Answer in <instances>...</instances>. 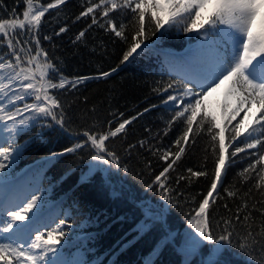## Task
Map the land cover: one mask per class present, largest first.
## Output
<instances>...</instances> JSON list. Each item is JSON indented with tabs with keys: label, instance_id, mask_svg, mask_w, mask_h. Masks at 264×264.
<instances>
[{
	"label": "snow or ice",
	"instance_id": "6c2138e0",
	"mask_svg": "<svg viewBox=\"0 0 264 264\" xmlns=\"http://www.w3.org/2000/svg\"><path fill=\"white\" fill-rule=\"evenodd\" d=\"M2 2L0 0V5ZM23 2L25 10L22 13H16L13 8L8 17L0 16V43L8 49L0 53V133H6L0 141V262L85 264L76 256H67L68 241L64 238L72 224L67 216L52 218L49 200L39 185L41 173H37V182L31 188L24 189L13 183L11 166L20 154L19 147H13L14 137L34 126L37 121L49 118L48 127L58 126L66 131L64 107L57 96L50 94V90L65 89L66 86L73 89L83 80L90 79L77 77L69 80L41 46L39 33L46 13L65 5L67 0H50L46 5L34 3V0ZM86 4L77 19L91 16L89 28L93 25L107 26V30L128 43L121 63L128 62L142 46L145 49L149 47L146 43L148 35L160 33L163 37L176 28L184 33H196L200 43L174 62L173 70L180 72L182 84L170 82L163 88L168 95L162 103L171 105L174 112L169 127L180 120L186 128L175 141L177 151L162 157L166 161L169 156L174 158L156 177L155 183L165 189L161 177L167 179L166 173L184 154V145L189 143L193 126H196L197 135L205 132L210 141L215 142L211 149L216 156L213 179L207 194L198 204L195 216L188 219L191 230L184 233L180 250L186 258H192L202 256L203 247L211 245L207 258H202V264H223V253L236 248L248 255L252 264H257L251 253L257 246L264 252V225L255 232L249 229L245 243L244 240L235 239L236 234L230 226L234 222H248L249 211L241 217L238 208L231 219L225 220L228 227L217 232L210 223L209 209L210 202L214 204L220 195L218 188L226 192L228 197L237 196L236 191L223 185L231 166L230 161L240 153H245L249 162L238 175L247 182L253 179L248 173H254L255 189L264 197V0H96L95 3L86 0ZM117 12L127 15L129 22L135 26L134 32L130 34V42L125 36L123 21L118 24L116 17L110 15ZM67 30L61 27L55 34L60 35ZM86 31H80L73 43L82 40ZM44 39L50 41L51 36H45ZM108 75V72L101 74L103 77ZM221 89L226 94L223 111L218 114L208 100ZM57 109L60 111H54ZM132 119L125 120L107 134L96 135L85 131L83 135L87 139L84 144L77 143L75 147L65 149L64 153H54L53 156L73 153L85 146L93 149L91 160L96 164L82 175V183L98 171L109 172L112 168L120 170L117 154L105 142L109 137L123 133ZM233 121L236 123L233 124ZM225 132L230 133L227 143ZM143 145L144 141H140V146ZM229 149L232 151L229 152ZM100 165L107 168L101 169L98 167ZM122 170L127 172V168ZM188 171L197 178L208 176L207 171ZM108 179H111L110 175ZM113 195L117 193L113 192ZM162 199L166 204L172 203L166 194ZM258 203H264V200ZM141 207L144 219L135 231L143 235L154 224L164 220L167 209L153 208L151 205ZM224 207L227 208V204ZM241 207L248 209L249 205L243 202ZM255 210L253 205L250 211ZM259 211L264 216V208ZM176 236V233L168 232L154 254H158L159 249L168 243L175 244ZM185 264H190V259H186ZM259 264H264V257H261Z\"/></svg>",
	"mask_w": 264,
	"mask_h": 264
},
{
	"label": "trees",
	"instance_id": "16d2710c",
	"mask_svg": "<svg viewBox=\"0 0 264 264\" xmlns=\"http://www.w3.org/2000/svg\"><path fill=\"white\" fill-rule=\"evenodd\" d=\"M48 2L50 0H34V3L45 5ZM86 6V0H67L60 8L49 10L43 19L39 35L49 58L58 64L69 80L77 77L90 79L83 80L73 89L66 86L50 91L64 107L66 131L58 126L48 127L49 118L37 121L14 137L13 147H19L20 154L11 166L13 183L24 189L31 188L37 182V173H41L39 185L49 200L52 218L67 216L72 224L64 238L68 241V258L76 256L85 264H146L149 261L151 264H185L178 248L188 229V219L195 216L213 179L216 156L211 149L215 142L210 141L205 132L197 135L194 125L189 143L184 145V154L166 173L167 179L161 177L167 191L159 188L155 181L174 158L169 156L166 161L162 157L177 151L175 141L186 128L180 120L169 127L174 112L171 105L162 101L168 95L163 91L168 83L182 84L180 72L173 70V66L189 49L195 48L193 33L176 28L163 37L160 33L148 35L146 43L149 47L142 46L128 62L121 63L128 43L107 30V26L89 28L91 16L77 19ZM13 8L16 13H22L25 3L23 0H3L0 16L8 17ZM110 15L116 17L118 24L123 21L125 36L130 42L135 26L129 22V17L119 12ZM97 19H100L99 10ZM61 27L68 30L56 35ZM85 29V37L73 43L78 33ZM45 36H51V40H45ZM6 51L8 49L3 45L1 53ZM104 72L110 75L101 76ZM129 119L132 123L126 125L123 133L109 137L105 142L119 158L120 170L114 171L110 180L97 172L81 182L80 174L94 154V150L87 146L73 153L53 156L54 153H64L77 143L84 144L87 139L83 135L85 131L107 134ZM5 135L0 133V141ZM229 135L225 132V143ZM140 141H144L143 147ZM132 145L135 147H129ZM248 162L245 153L230 161L223 187L236 191L237 196L228 197L218 188L220 195L214 204L210 202L209 209L210 223L217 232L228 227L225 220L231 219L238 208L241 217L249 211L248 222H234L230 226L236 234L235 239L245 243L249 229L255 232L264 225V216L259 211L264 208V203H258L264 197L255 189V174L248 173L253 179L247 182L238 175ZM124 168L127 172L122 170ZM188 169L207 171L208 176H191ZM165 194L170 197L171 204L162 199ZM243 202L249 205L248 209L241 207ZM142 205L164 207L167 212L162 222L140 235L135 229L144 219ZM253 205L256 210L250 211ZM168 232L177 234L175 244L168 243L154 254ZM207 249L206 245L202 253H207ZM251 255L259 264L264 252L257 246ZM189 259L190 264H202L197 256ZM222 261L223 264H252L249 256L236 248L226 250Z\"/></svg>",
	"mask_w": 264,
	"mask_h": 264
},
{
	"label": "rangeland",
	"instance_id": "374dc122",
	"mask_svg": "<svg viewBox=\"0 0 264 264\" xmlns=\"http://www.w3.org/2000/svg\"><path fill=\"white\" fill-rule=\"evenodd\" d=\"M24 10H25V8H24ZM24 10H23V11H24ZM193 40L196 41V44H195V47H196L197 44L200 43V41H198V40L196 39V33H193ZM3 45H4V44L0 43V53H1V50H2V46H3ZM50 91H51V90H50ZM225 94H226V93H225V90H224V89H221V90H219L218 92L213 93L212 96L209 97V100H208L209 105H210L211 108H212L214 111H216L218 114L222 113V111H223V102H224V99H225ZM28 102L31 103L32 100L29 99ZM25 115H30V113H26ZM241 116H243V113H241ZM238 119H239V118H238ZM94 164H96V162H95V161H92V160L88 163L87 167H86V168L81 172V174H80V180H81L82 175L86 174V173L88 172L90 166H92V165H94ZM98 167L101 168V169H103V168H107V166H104V165H100V166H98ZM116 170H117L116 168H112V169L109 170V172H104V171H98V172H100L104 177H106V178L108 179L109 175H111V174H112L114 171H116ZM190 230H191V229H190L189 226H188L187 231H190ZM206 245H207V244H206ZM206 245H205V246H206ZM205 246H204V247H205ZM204 247H203V248H204ZM211 247H212L211 245H207V248H208L207 250H208V252H207V253H202V256H201V255H198V256H197L198 259H199V261H200L201 263H202V258H204V259L207 258L208 254H209V249H210ZM178 249H179V251L182 253V255H183V262L185 263L186 259H189V258H186L185 253H184L183 251L180 250V247H179ZM201 251H202V250H201Z\"/></svg>",
	"mask_w": 264,
	"mask_h": 264
}]
</instances>
